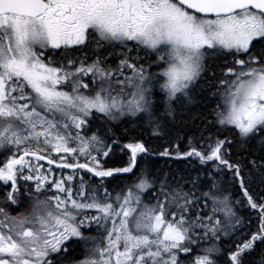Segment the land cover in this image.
I'll use <instances>...</instances> for the list:
<instances>
[{"label": "snow or ice", "instance_id": "1", "mask_svg": "<svg viewBox=\"0 0 264 264\" xmlns=\"http://www.w3.org/2000/svg\"><path fill=\"white\" fill-rule=\"evenodd\" d=\"M0 154V264H264V0H0Z\"/></svg>", "mask_w": 264, "mask_h": 264}, {"label": "trees", "instance_id": "2", "mask_svg": "<svg viewBox=\"0 0 264 264\" xmlns=\"http://www.w3.org/2000/svg\"><path fill=\"white\" fill-rule=\"evenodd\" d=\"M73 57H78L81 56L80 52H74L72 53ZM230 58V57H229ZM60 57L56 56L53 54L52 60L57 61L59 60ZM217 64H223L220 60L216 61ZM194 111L196 110L195 108L193 109ZM179 134L181 136H184L185 134L191 135V132H188L187 129H180ZM136 133H132V137H136ZM175 133L173 134V137H164L163 139H159L156 137H153L150 135V132L145 129L143 131V136L139 137L144 139L145 143L151 147L153 150L154 155L149 157V163L150 165L159 168V169H166L168 165H172L175 167V164L173 161L167 160L166 158H161L155 155V153L162 151L165 147H171V144L169 143L170 139H174ZM129 142H134L132 139L128 140H123L122 144H126ZM187 141L185 140L183 143H181V150H185V145ZM128 154L129 150L125 149L124 152H120L119 149L115 150V155L110 156L107 158V162L105 163V160H101V163L105 165V167H121L124 166L125 161L128 159ZM83 161V160H81ZM5 162V155L0 154V166L3 165ZM67 170V169H66ZM55 171H58V168H55ZM71 171V170H70ZM98 179V178H97ZM132 183V178L129 177L127 174L124 175V177L121 180H112L111 178L106 181V186L108 187V190L110 192H113L115 189L116 191H119L120 187H123L124 184H131ZM227 187L229 191L232 193L233 199L235 200H243L242 193L238 186H233L231 183L227 184ZM260 187L256 184L249 185V191L252 192L254 195L258 192H260ZM7 191L6 186L3 184V182H0V206L2 205L4 193ZM51 194V193H49ZM27 207L30 210V207L28 206L27 203L21 205L20 207L13 208L11 206L6 207V211L11 214V215H17L20 212H28ZM238 215L242 218L244 222V227L240 230V232L237 233V237L240 239L243 238V235L255 231L258 227V218H257V213L251 209H248L244 207L243 205L238 209ZM250 221V223H249ZM230 241L225 239L224 243L221 245V247H227ZM75 251L73 252V256L77 258H82L84 257V252L82 247L80 246H75ZM259 253L254 254L251 259H258ZM189 260L191 257L188 258ZM187 264V261H186Z\"/></svg>", "mask_w": 264, "mask_h": 264}, {"label": "rangeland", "instance_id": "3", "mask_svg": "<svg viewBox=\"0 0 264 264\" xmlns=\"http://www.w3.org/2000/svg\"><path fill=\"white\" fill-rule=\"evenodd\" d=\"M46 55H49V53H46ZM53 56L51 55V58H52ZM221 62H224L223 60H220ZM8 155H11L10 153L8 154ZM53 159H57L56 158V156L54 155L53 157H52ZM67 162L68 163H73V161H72V159L71 158H68L67 159ZM81 163H83L84 161H80ZM42 166H43V168H42V171H45L46 172V170L49 168V165H48V163H47V161H40L39 162ZM57 163H59V160H57ZM3 166V165H2ZM55 168H58L56 165H52L51 166V176H50V179L51 178H57V179H59V178H61V177H63V176H67V175H70V174H72V172L70 171V169H60V168H58V171H55ZM11 207H13V208H16L17 206L16 205H11ZM27 210H28V212H30L31 211V209L29 210V208L27 207ZM28 212H24L25 214H28ZM92 235H95V233L93 232V233H91Z\"/></svg>", "mask_w": 264, "mask_h": 264}, {"label": "flooded vegetation", "instance_id": "4", "mask_svg": "<svg viewBox=\"0 0 264 264\" xmlns=\"http://www.w3.org/2000/svg\"><path fill=\"white\" fill-rule=\"evenodd\" d=\"M119 51H120V49H116V50H115V52H116L117 54L119 53ZM228 60L230 61L231 58H228ZM117 62H118V61L116 60L115 57H111V58L109 59V63H111L113 66H115V64H116Z\"/></svg>", "mask_w": 264, "mask_h": 264}]
</instances>
